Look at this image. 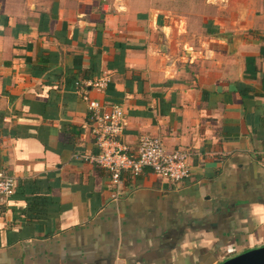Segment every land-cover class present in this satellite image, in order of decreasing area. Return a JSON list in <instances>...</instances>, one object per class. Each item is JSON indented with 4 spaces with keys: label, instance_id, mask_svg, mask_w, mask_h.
Listing matches in <instances>:
<instances>
[{
    "label": "crops",
    "instance_id": "1",
    "mask_svg": "<svg viewBox=\"0 0 264 264\" xmlns=\"http://www.w3.org/2000/svg\"><path fill=\"white\" fill-rule=\"evenodd\" d=\"M122 141L188 149L117 195L76 83ZM0 264H219L264 245V0H0Z\"/></svg>",
    "mask_w": 264,
    "mask_h": 264
},
{
    "label": "built area",
    "instance_id": "2",
    "mask_svg": "<svg viewBox=\"0 0 264 264\" xmlns=\"http://www.w3.org/2000/svg\"><path fill=\"white\" fill-rule=\"evenodd\" d=\"M107 85V78L93 80L85 85L76 83L78 94L87 104L91 134L97 150L88 155H75V159L105 170L115 188V195L127 179L134 180L145 169L172 183L189 180L191 152L188 149L168 151L159 137L150 135L140 136L136 150H131L122 141L124 122L121 106L104 104L89 95V88L104 89ZM15 186V178L0 170V201L10 197Z\"/></svg>",
    "mask_w": 264,
    "mask_h": 264
},
{
    "label": "water",
    "instance_id": "3",
    "mask_svg": "<svg viewBox=\"0 0 264 264\" xmlns=\"http://www.w3.org/2000/svg\"><path fill=\"white\" fill-rule=\"evenodd\" d=\"M219 264H264V245L249 249Z\"/></svg>",
    "mask_w": 264,
    "mask_h": 264
},
{
    "label": "bare ground",
    "instance_id": "4",
    "mask_svg": "<svg viewBox=\"0 0 264 264\" xmlns=\"http://www.w3.org/2000/svg\"><path fill=\"white\" fill-rule=\"evenodd\" d=\"M9 198V197H8Z\"/></svg>",
    "mask_w": 264,
    "mask_h": 264
}]
</instances>
